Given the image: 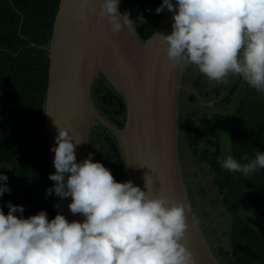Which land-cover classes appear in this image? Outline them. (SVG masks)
I'll return each mask as SVG.
<instances>
[{
	"label": "clouds",
	"instance_id": "1",
	"mask_svg": "<svg viewBox=\"0 0 264 264\" xmlns=\"http://www.w3.org/2000/svg\"><path fill=\"white\" fill-rule=\"evenodd\" d=\"M120 3H100L99 16L114 33L147 22L143 14L136 20L130 12L121 15ZM165 8L172 13V32L156 35L167 44L170 70L195 66L218 84L239 77L264 94V0H163L156 14ZM55 125V172L49 175L55 184L46 190V198L70 197V212L83 219L70 221L59 212L49 219L46 210L25 218L24 206L8 202L5 213L0 204V264H196L182 243L190 204L149 195L131 180L118 182L104 163L93 162L92 153L78 162L82 143ZM241 160L247 162L229 154L219 163L245 177L264 169V152L259 150L255 159ZM0 168L11 170L8 165ZM8 179L0 173V198L11 193Z\"/></svg>",
	"mask_w": 264,
	"mask_h": 264
},
{
	"label": "water",
	"instance_id": "2",
	"mask_svg": "<svg viewBox=\"0 0 264 264\" xmlns=\"http://www.w3.org/2000/svg\"><path fill=\"white\" fill-rule=\"evenodd\" d=\"M100 3L61 0L51 43L41 47L50 55L45 128L52 174L55 154L51 149L58 135L55 123L82 143L77 147L78 162L89 155L94 131L100 126L107 129L118 142L126 181L147 189L149 195L169 196L191 205L182 243L196 264H222L198 220L181 164L179 121L188 66L170 70L167 44L156 35L171 34L172 13L165 8L156 32L144 40L135 27L114 33L107 19L99 16ZM119 12L124 13L122 2ZM102 77L126 103L123 128L103 115L93 98L94 86ZM55 197L59 212L67 219H83L70 212V197Z\"/></svg>",
	"mask_w": 264,
	"mask_h": 264
},
{
	"label": "trees",
	"instance_id": "3",
	"mask_svg": "<svg viewBox=\"0 0 264 264\" xmlns=\"http://www.w3.org/2000/svg\"><path fill=\"white\" fill-rule=\"evenodd\" d=\"M121 2L124 13H131V19L143 14L147 22L137 23L135 29L144 40L150 39L163 14H156L155 9L163 0ZM60 3L61 0H0V166L11 168H0V173L8 176L11 188L10 194L0 198V204L5 206V213L8 202L24 206L25 218L46 210L49 219H53L59 212L54 207L55 194L46 198V190L53 186L49 179L52 171L45 128L50 55L41 47L51 43ZM241 84L245 97L233 119L232 156L246 163L241 157L252 160L258 150L264 152V94L240 79L226 98L227 104L232 103ZM94 90L104 114L114 123L126 111L125 101L105 78L95 84ZM248 98L259 100V105L250 104ZM125 121L120 120L119 128L124 127ZM211 126L212 120L205 117L201 127L195 131L192 128L190 145L198 150L205 143L201 156L213 164L214 183L232 217L230 264H264V169L249 177L222 169L220 148L211 151L209 146H214V140L206 139ZM97 129L106 133L104 137L93 134L108 145L105 156L108 162L114 160L115 179L125 182V165L116 138L101 126ZM94 144L92 141L91 145Z\"/></svg>",
	"mask_w": 264,
	"mask_h": 264
},
{
	"label": "rangeland",
	"instance_id": "4",
	"mask_svg": "<svg viewBox=\"0 0 264 264\" xmlns=\"http://www.w3.org/2000/svg\"><path fill=\"white\" fill-rule=\"evenodd\" d=\"M187 72V70H186ZM239 79V77H230V80ZM231 81V82H232ZM184 82V80H183ZM247 84V83H246ZM242 87L240 86V92L236 96L235 92L233 98L234 101L230 106H224V110L220 111L219 114L222 116L212 120L215 122L216 129L213 131L207 132V137H210L214 140V146H209L211 151H215L216 148H220L222 157L227 155H232V144H233V119L238 114L240 107V100L245 97L242 93ZM238 91V90H237ZM216 93L222 94V89L217 90ZM227 97V96H226ZM229 97V96H228ZM250 99V100H249ZM253 103L254 106L259 105V100L254 98H248V102ZM225 104V101H224ZM122 118V117H121ZM185 116H180V124H185ZM191 121H196L192 119ZM182 124L179 126L180 132V152H181V164L183 167V174L186 182L190 185L189 189L191 191V201L193 207L196 208V213L198 220L201 224L204 234L206 235L208 241L210 242L215 253L219 256L220 262L222 264L231 263V221L232 217L227 212L221 195L218 193V188L214 183L215 172L213 171V164L211 161H204L201 153L204 149L205 143L200 145L198 150L195 146L184 148V143H182L183 138L181 139L182 133H184L185 128ZM198 123H195V125ZM213 127V125H212ZM103 128V127H102ZM215 128V127H214ZM218 129V130H217ZM103 130H107L103 128ZM108 131V130H107ZM95 133L100 134L102 137L106 134L105 132H100L96 129ZM213 133V135H210ZM185 138V136L183 135ZM95 141V144L90 145L89 153L93 154L94 151V160L93 162L99 161L104 163V165L114 171V160L111 162L107 161V156H105V149L108 148V145L104 140H98L92 136V140ZM219 141V142H218ZM193 191V193H192Z\"/></svg>",
	"mask_w": 264,
	"mask_h": 264
},
{
	"label": "crops",
	"instance_id": "5",
	"mask_svg": "<svg viewBox=\"0 0 264 264\" xmlns=\"http://www.w3.org/2000/svg\"><path fill=\"white\" fill-rule=\"evenodd\" d=\"M231 81L232 80H230L229 77L227 79V82L218 84L216 82L208 80L206 76L201 74L195 66H188L187 72H185V77L183 82L181 113H180L181 117L185 116L184 118L185 124L181 123L182 124L181 128H183V126L185 128V130H183L185 132L182 133L181 136V139L183 138L182 143H184L183 145L185 149L187 147L189 149L191 148L190 137L192 136L193 131H195L197 128L202 126V120L205 117L209 118L210 120H214L215 118H217V116L221 118L223 116L222 114H219L220 111H226L228 109V106L232 104V103L230 105L227 104L226 98H229L228 96H230L233 87L237 85L238 82H240V78L234 79L232 82ZM242 86L244 85L241 84V87ZM219 89H222V94L216 93L217 90ZM241 90L243 93L244 90L243 89ZM239 92H240V87L239 90L237 91L236 96L238 95ZM224 106L227 107L226 110H224ZM192 119H195L196 121H191ZM195 123H198V126L197 124L195 125ZM212 125L213 127L211 126V128L209 129V131L211 132L213 131V129H216L215 122L212 121ZM192 128L193 131L191 130ZM180 132H182V130H180ZM183 135L185 136V138L183 137ZM210 135H213V133H211ZM206 139H211V138L207 137L206 135ZM189 186L190 185L188 184V187Z\"/></svg>",
	"mask_w": 264,
	"mask_h": 264
},
{
	"label": "flooded vegetation",
	"instance_id": "6",
	"mask_svg": "<svg viewBox=\"0 0 264 264\" xmlns=\"http://www.w3.org/2000/svg\"><path fill=\"white\" fill-rule=\"evenodd\" d=\"M103 79V77L101 78V79H99V80H102ZM98 80V81H99ZM97 81V82H98ZM94 90V89H93ZM93 98H94V100H95V102H96V104H97V106H98V108H99V110L101 111V113L103 114V115H105L104 114V108L102 107V104L99 102V95H98V93L97 92H95V90H94V93H93ZM111 122H113L112 121V119L109 117V116H107V115H105ZM122 117V118H121ZM121 117H116L115 118V124L119 127V124H120V120H122L123 118H125V119H127V107H126V111L122 114V116ZM125 123H126V121H125ZM95 133V132H94ZM96 134V133H95ZM95 137V136H94ZM91 143H92V141H91ZM94 154V153H93Z\"/></svg>",
	"mask_w": 264,
	"mask_h": 264
}]
</instances>
